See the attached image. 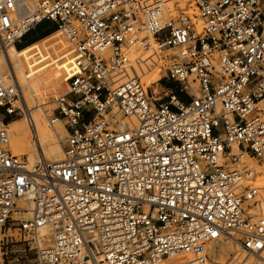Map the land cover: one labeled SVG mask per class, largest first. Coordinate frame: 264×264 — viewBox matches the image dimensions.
<instances>
[{"label": "built area", "instance_id": "1", "mask_svg": "<svg viewBox=\"0 0 264 264\" xmlns=\"http://www.w3.org/2000/svg\"><path fill=\"white\" fill-rule=\"evenodd\" d=\"M20 1L0 0V52L54 24L46 45L72 64L48 119L67 145L58 162L13 154L9 122L32 117L0 82V255L16 222L33 264H210L221 237L236 264H264V185L230 166L264 159V0H194L201 30L171 0ZM156 68L176 84L166 103L141 80Z\"/></svg>", "mask_w": 264, "mask_h": 264}, {"label": "bare ground", "instance_id": "2", "mask_svg": "<svg viewBox=\"0 0 264 264\" xmlns=\"http://www.w3.org/2000/svg\"><path fill=\"white\" fill-rule=\"evenodd\" d=\"M171 2L179 3L186 7L191 0H171L169 3ZM31 6V0H21L19 5L20 14H25V11L27 13ZM169 7L171 8V6ZM15 48L16 47L14 46H10L8 48L7 55L5 52H0V82L5 85H9L11 83V79L16 78L18 80L23 88L25 102L31 112L32 122L28 123L27 118L24 116L18 117L9 122L8 128L11 126L9 130L13 133V139L10 143L11 150L16 155L25 156L30 164H33L41 158L51 162L61 161L64 157V148L61 143L65 137L67 139V130L65 129L64 122L61 119H58L53 123L49 121L47 118L48 114L45 113V108H42L43 102L41 103V100L43 99L39 98H41L42 94L47 90L48 84H52L54 87V83L60 79L67 78L68 64L66 61H62L59 68L57 67V70L53 69L56 70L55 72L51 74L47 73L49 74L48 77L44 76L43 73L34 72L27 74L20 60L19 53ZM6 65H9L8 69H6ZM146 74L148 73H145L144 75ZM32 109L36 110L35 113H32ZM17 125L19 126L18 128H12V126ZM24 125L28 129L29 136L31 137L29 141L27 140V134L24 136H18L17 134L20 128ZM120 127L124 129L126 127L125 122L122 121ZM233 150L234 152L237 151L236 148ZM242 158H245L242 162L246 165L244 168L245 171L248 172L249 179H253L256 184L264 185V161L262 163H258L254 158L248 155H241L239 162ZM251 184L253 183H249V185ZM28 206L29 204H24L23 208H28ZM14 217L19 219H28L29 213L26 211H18L14 213ZM41 231L44 233L45 230L42 229ZM208 249V253L210 255L209 261L211 264H231V261L227 263L225 260L228 253L232 251V249L239 252L237 242L224 237L212 242L208 246Z\"/></svg>", "mask_w": 264, "mask_h": 264}, {"label": "rangeland", "instance_id": "3", "mask_svg": "<svg viewBox=\"0 0 264 264\" xmlns=\"http://www.w3.org/2000/svg\"><path fill=\"white\" fill-rule=\"evenodd\" d=\"M168 5L171 6V8L169 6L168 7L176 15L179 14L180 12H183L186 15L190 16L192 19V22L197 25V28L199 30L201 29L202 21L199 17V11L196 8L194 0H191V2L188 5H186V7L183 6L182 4L175 3V2L168 3ZM24 13L27 14L28 12L26 13V11H25ZM54 27L55 26L52 22L43 21L34 30L27 33L21 39V41L17 45V47L23 48V47L27 46L29 43L35 41L39 37L45 35L49 31L54 29ZM55 36H59V34L57 35V33H54L52 35H49V36L43 38L42 40H40L39 42H36L33 45L25 48L27 51H30L33 54L32 58L29 61L24 60L22 57V62L24 63L27 71H31L32 73H34V72L35 73H43L44 76L48 77L49 74L55 72L59 68V65L62 61H66V63L68 64L67 66H68V75H69V73H70L69 68L71 67L72 61H71V58L69 57V55L67 53L68 49L65 47V44L62 43V40L59 41V43H57V44H59L60 51L57 50V48H54L53 45H51L52 47H49L46 45V43L48 41H50L52 38H54ZM15 49H17V48H15ZM63 50H65V51H63ZM62 51H63V53H61ZM44 52H46V53L44 54ZM36 54H38V55H36ZM37 56H39V57H37ZM35 63H36V65L37 64L38 65L36 67L34 66L35 67L34 68L33 65ZM53 69H56V70H53ZM47 73H49V74H47ZM68 75H67V78H68ZM162 75H164L163 72L160 71L159 68H156L153 71L148 72V74L141 76V80L145 84V86L150 87V91L153 92V94L156 96V98H160L162 100L161 102L166 103L168 101L167 96L171 94V91L166 86V83L168 81L164 79L161 82L155 84L156 82L159 81V79L161 78ZM67 78L66 79H60L59 81L54 83V87L52 86V84H48L47 90L42 94L41 98H39V99H43V100H41V103L43 102L42 108H45V110H48L47 118L52 115V110L55 108V105L53 103L54 98L56 96H59L60 94H63L66 92V90H67V85H66L67 84L66 83ZM197 93H199L198 90H197ZM184 96L186 97V95H184ZM259 107L264 111V101L260 103ZM35 111H36L35 109H32V113H35ZM13 119H16V118H13ZM15 121H17V120H15ZM18 127H19L18 125L12 126L13 129H16ZM9 128H11V126H9ZM9 128H8V130H9ZM8 132H9L10 143H11V141L13 139V133L10 132V130ZM17 134H18V136H24L25 134H27V140L28 141L31 138L29 136V131L25 127V125L22 126V128H20V130ZM61 144H62L63 148L66 147V145H67L66 144V137L63 139ZM9 146L11 149V144ZM12 153L15 154L13 151H12ZM18 156H20V155H18ZM20 157L26 158L25 156H20ZM244 159L245 158H242L240 160V162H239V160H237V162L230 164V166L233 168H236L238 170H245L244 167L246 165H245V163L242 162V160H244ZM255 161L258 163H262L264 161V159H261V160L255 159ZM251 182L253 184H251L250 186L261 185V184H256L253 179L251 180V179H249V177H247L246 184L249 186V183H251ZM255 213H257V212H255ZM15 219H19V218H15ZM19 220H21V219H19ZM16 226H17L16 222H12L9 226L10 229L9 230L7 229L2 235V237H4V238L8 237L7 247H8L9 253H8V255H3V256L0 255V264H33V262H34V251L30 250L29 245H28L29 239H30V234L20 232L19 230H17ZM235 255H238L239 258H241V256H242L239 254V252H236V251H234V249H232V251H230L228 253V256L225 259L227 261V263L231 261L230 262L231 264H236L235 261L233 260Z\"/></svg>", "mask_w": 264, "mask_h": 264}, {"label": "crops", "instance_id": "4", "mask_svg": "<svg viewBox=\"0 0 264 264\" xmlns=\"http://www.w3.org/2000/svg\"><path fill=\"white\" fill-rule=\"evenodd\" d=\"M49 32H50V31H49ZM49 32L46 33L45 35L39 37L38 39H36V40L33 41V42H36L37 40H39V39H41V38H44L45 36H48ZM33 42H31V43H33ZM31 43H29V44H31ZM16 50H17V49H16ZM17 51H18V53H19V57H20L21 62H22V57H23L24 60L29 61V60L32 58V56H33L32 52L27 51L25 48H23V49L20 50V51H19V50H17ZM22 65H23L24 70H25L26 73H28V74H31V73H32L31 71H27V69H26V67H25V65H24L23 62H22ZM166 86L168 87V89H169L170 91H172V90H174V89L176 88V84H174V83H172V82H170V81H168V82L166 83ZM166 86H165V87H166ZM167 87H166V88H167ZM179 95H180V97H182L183 99H186V97L184 96L183 93H181V94H179Z\"/></svg>", "mask_w": 264, "mask_h": 264}, {"label": "trees", "instance_id": "5", "mask_svg": "<svg viewBox=\"0 0 264 264\" xmlns=\"http://www.w3.org/2000/svg\"><path fill=\"white\" fill-rule=\"evenodd\" d=\"M50 33V32H49ZM18 50V49H17Z\"/></svg>", "mask_w": 264, "mask_h": 264}]
</instances>
